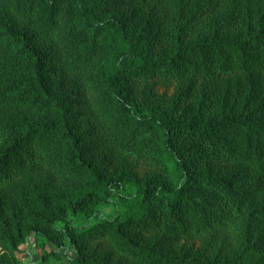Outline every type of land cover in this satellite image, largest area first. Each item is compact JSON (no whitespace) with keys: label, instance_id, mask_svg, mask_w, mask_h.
Wrapping results in <instances>:
<instances>
[{"label":"trees","instance_id":"1","mask_svg":"<svg viewBox=\"0 0 264 264\" xmlns=\"http://www.w3.org/2000/svg\"><path fill=\"white\" fill-rule=\"evenodd\" d=\"M171 1L0 0V192L42 169L90 179L47 218L77 252L69 264H108L83 242L136 264H264V84L232 89L264 79V0H203L156 27L133 22ZM160 82L182 89L167 99ZM100 149L158 176L129 192L93 165ZM98 198L115 213L87 214ZM160 237L208 246L172 254ZM217 239L234 250H211Z\"/></svg>","mask_w":264,"mask_h":264},{"label":"rangeland","instance_id":"2","mask_svg":"<svg viewBox=\"0 0 264 264\" xmlns=\"http://www.w3.org/2000/svg\"><path fill=\"white\" fill-rule=\"evenodd\" d=\"M202 2L203 0H172L168 4L154 8L146 6L136 10L132 19L140 26L149 24L156 27L165 16L172 18L177 16L178 12L186 16L192 15ZM256 2L258 0L252 3L244 0L243 7L245 9L254 7ZM224 3L218 9L219 18L226 16L229 12V3L227 1ZM1 16L2 12H0ZM250 84L259 87L264 84V79L242 78L240 82L232 84V89H245ZM181 89L182 85L178 83L160 82L158 94L171 99L176 91ZM17 111L15 110V114ZM33 120L38 119L33 118ZM88 157L92 159L96 168L103 171L106 180L113 179L124 184L129 192H136L147 180L158 176V173L144 162L120 156L105 149L94 150L89 153ZM89 180L87 177L80 179L56 177L42 169L0 192V261H6L8 264H69L70 260L75 259L77 255L75 248L60 237L47 218L50 211L67 209L78 195L84 193L90 183ZM85 212L110 215L115 213V207L106 202L104 198H98L91 201ZM68 226L60 224L61 228H68ZM37 233L46 236H38ZM154 239V236H149L150 242ZM160 240L162 241L161 248L172 254L176 253L181 246L185 249H192L194 254L202 253L208 246L207 240L204 239L180 240L179 238L160 237ZM221 243L224 244L222 247L226 248L227 253L234 250L229 240L223 242L221 239L216 240L211 250L219 248ZM63 246L68 248L67 253L62 250ZM82 247L88 255L93 254L97 249V255L105 258L108 264H136L121 260L106 245L83 242Z\"/></svg>","mask_w":264,"mask_h":264}]
</instances>
